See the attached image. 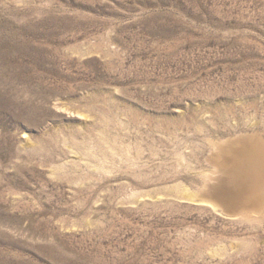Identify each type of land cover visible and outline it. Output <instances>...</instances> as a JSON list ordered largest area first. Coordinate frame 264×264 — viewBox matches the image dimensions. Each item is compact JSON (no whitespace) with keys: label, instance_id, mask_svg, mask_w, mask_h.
Segmentation results:
<instances>
[{"label":"rangeland","instance_id":"obj_1","mask_svg":"<svg viewBox=\"0 0 264 264\" xmlns=\"http://www.w3.org/2000/svg\"><path fill=\"white\" fill-rule=\"evenodd\" d=\"M263 121L264 0H0V264H264Z\"/></svg>","mask_w":264,"mask_h":264},{"label":"bare ground","instance_id":"obj_2","mask_svg":"<svg viewBox=\"0 0 264 264\" xmlns=\"http://www.w3.org/2000/svg\"><path fill=\"white\" fill-rule=\"evenodd\" d=\"M262 119V117H261ZM260 119V120H261ZM262 121V120H261ZM260 121V122H261ZM124 122V121H123ZM264 122V121H263ZM263 125V124H262ZM115 134V133H114ZM111 136V135H110ZM250 147V146H249ZM259 148V147H257ZM223 149V148H222ZM224 150V149H223ZM106 152V151H105ZM108 152V151H107ZM92 153V152H91ZM84 156V155H83ZM233 158V157H232ZM119 162V161H118ZM216 163V162H215ZM216 166V165H215ZM232 166V165H231ZM84 168V167H83ZM232 171L233 174L236 175L237 179H236V184L238 186H242V184L248 183H254L255 177L259 176V183L260 186H264V166H263V159H261V157L259 158L258 155L256 154H249V151L247 150L246 147H244L243 150L239 151L236 153V157L234 159L233 162V166L232 168H230L228 171ZM227 172V170L225 169V167L218 165L217 166V173H219V175L223 174ZM216 173V174H217ZM226 176V175H225ZM235 184V185H236ZM229 185V184H228ZM227 185V186H228ZM233 185V184H232ZM256 185V184H255ZM230 187V186H229ZM232 187V186H231ZM235 188V187H234ZM233 188V189H234ZM254 192V191H253ZM263 192V191H261ZM262 194V193H261ZM231 195V194H230ZM251 195V194H250ZM252 196V195H251ZM249 196V197H251ZM230 198V197H229ZM232 198V197H231ZM214 200V199H213ZM219 200V199H218ZM235 199H233L234 202ZM237 202V201H236ZM219 203V202H218ZM253 203H251L250 200L247 201L246 204H244V206H252ZM242 210V208L240 209ZM239 210V211H240ZM238 211V212H239ZM262 211V210H261ZM252 212V211H251ZM264 212V211H263ZM237 213V212H236ZM243 213V212H242ZM240 214V213H239ZM246 214V213H244ZM250 214V213H247ZM263 214V213H262ZM233 216V214H232ZM252 216V215H250ZM236 217V216H235ZM260 217V216H259Z\"/></svg>","mask_w":264,"mask_h":264}]
</instances>
